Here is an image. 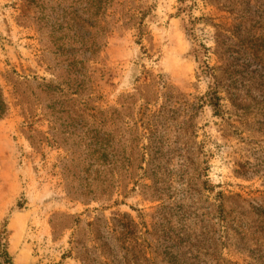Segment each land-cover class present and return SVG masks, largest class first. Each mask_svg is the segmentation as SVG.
I'll use <instances>...</instances> for the list:
<instances>
[{
	"label": "rangeland",
	"instance_id": "rangeland-1",
	"mask_svg": "<svg viewBox=\"0 0 264 264\" xmlns=\"http://www.w3.org/2000/svg\"><path fill=\"white\" fill-rule=\"evenodd\" d=\"M0 264H264V0H0Z\"/></svg>",
	"mask_w": 264,
	"mask_h": 264
},
{
	"label": "trees",
	"instance_id": "trees-1",
	"mask_svg": "<svg viewBox=\"0 0 264 264\" xmlns=\"http://www.w3.org/2000/svg\"><path fill=\"white\" fill-rule=\"evenodd\" d=\"M5 104L3 102L2 99H0V117H1V112H2V109L4 108Z\"/></svg>",
	"mask_w": 264,
	"mask_h": 264
}]
</instances>
